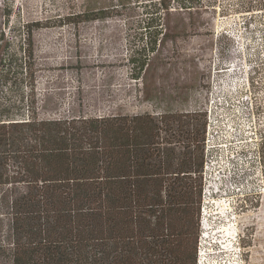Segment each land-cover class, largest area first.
Returning a JSON list of instances; mask_svg holds the SVG:
<instances>
[{
	"label": "rangeland",
	"instance_id": "rangeland-1",
	"mask_svg": "<svg viewBox=\"0 0 264 264\" xmlns=\"http://www.w3.org/2000/svg\"><path fill=\"white\" fill-rule=\"evenodd\" d=\"M258 1L0 0L10 51L21 54L25 26L32 30L40 116L195 113L205 125L194 264H264V4ZM99 10L104 17L59 22L79 12L91 19ZM143 55L147 65L138 74L129 60Z\"/></svg>",
	"mask_w": 264,
	"mask_h": 264
},
{
	"label": "trees",
	"instance_id": "trees-1",
	"mask_svg": "<svg viewBox=\"0 0 264 264\" xmlns=\"http://www.w3.org/2000/svg\"><path fill=\"white\" fill-rule=\"evenodd\" d=\"M25 28L21 54L0 29V264H194L205 125L195 113L40 116ZM147 61L129 60L138 74Z\"/></svg>",
	"mask_w": 264,
	"mask_h": 264
}]
</instances>
